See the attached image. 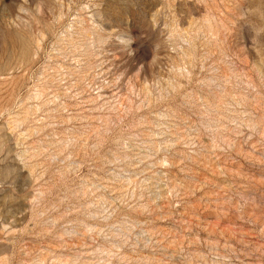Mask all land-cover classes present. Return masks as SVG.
<instances>
[{
	"label": "rangeland",
	"instance_id": "374dc122",
	"mask_svg": "<svg viewBox=\"0 0 264 264\" xmlns=\"http://www.w3.org/2000/svg\"><path fill=\"white\" fill-rule=\"evenodd\" d=\"M0 264H264V0H0Z\"/></svg>",
	"mask_w": 264,
	"mask_h": 264
}]
</instances>
